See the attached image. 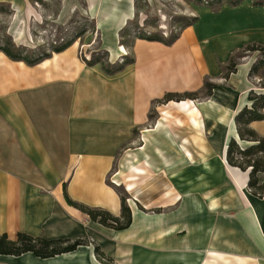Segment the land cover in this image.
Segmentation results:
<instances>
[{
	"label": "crops",
	"instance_id": "obj_1",
	"mask_svg": "<svg viewBox=\"0 0 264 264\" xmlns=\"http://www.w3.org/2000/svg\"><path fill=\"white\" fill-rule=\"evenodd\" d=\"M85 1L99 30L109 29L111 64L122 65L119 34L136 0ZM4 8L20 42L32 4L0 0V16ZM249 45L264 47V6L245 1L187 27L171 46L137 39L134 63L115 74L88 66L78 44L34 66L0 50V236L94 242L49 259L0 255V264H104L96 246L114 264H264V198L249 190V171L227 161L232 140L253 145L236 117L252 91L264 94L249 78L259 52L224 76ZM206 83L217 86L209 97ZM250 126L264 138V120ZM122 196L132 214L125 230L67 202L121 217Z\"/></svg>",
	"mask_w": 264,
	"mask_h": 264
},
{
	"label": "rangeland",
	"instance_id": "obj_2",
	"mask_svg": "<svg viewBox=\"0 0 264 264\" xmlns=\"http://www.w3.org/2000/svg\"><path fill=\"white\" fill-rule=\"evenodd\" d=\"M245 1L264 6V0H136V16L119 34L117 47L126 49L120 50L123 55L119 63L126 58L132 59V45L137 38L155 36L169 40L173 36H179L188 26L198 22L203 24L207 18L216 16L223 8L238 6ZM30 2L33 9L31 8L28 14L20 16L23 28L22 42H14L9 37L13 15L10 10L2 9L1 46L10 43L16 49L24 50L23 53L26 54L32 52L49 54L54 48L74 41V44H78L79 54L84 61L100 58L102 62L111 63L110 54L107 60L104 53L106 51L104 36L110 33L109 29L99 30V21L88 15L85 0H30ZM247 55L249 53H244L243 50L231 58L239 63ZM226 73L227 69L224 74ZM137 136L138 147L144 142V137L141 133ZM88 240L94 243L92 239Z\"/></svg>",
	"mask_w": 264,
	"mask_h": 264
},
{
	"label": "trees",
	"instance_id": "obj_3",
	"mask_svg": "<svg viewBox=\"0 0 264 264\" xmlns=\"http://www.w3.org/2000/svg\"><path fill=\"white\" fill-rule=\"evenodd\" d=\"M79 38H81V36ZM178 38L179 36H173L171 39L166 40L157 38L155 36H142L137 39L158 41L167 46H171L178 40ZM73 44L74 41L67 42L60 47L54 48L52 53L63 52ZM0 50L11 59L24 61L30 66L37 65L42 60L52 55V53L44 54L36 52L26 54L23 53L24 50L20 48L16 49V47L14 45H11L10 43L2 45L0 47ZM256 52H259L262 55V59L253 66L249 74V78L253 81H256V79L259 78V86L264 89V73H262V68H264V47L259 45H249L244 49V53L250 54ZM104 53L107 56L108 60L109 53L106 51H104ZM85 62L88 66H95L100 64L102 69L106 73L115 74L121 72L125 66L134 63V60L126 58L121 63L122 65H112L111 63L107 62L105 63L102 62L100 58H94L90 61ZM238 64L239 63H236V61L231 58L229 66L227 67L225 79H228L230 75L236 72ZM215 89H217L216 85L206 83L205 96H211ZM185 97L187 99H197L198 94H186ZM170 98H172V96H166L162 104L169 102L171 100ZM248 99L252 105L251 107L244 108L239 113V115L236 117V125L241 140L245 142H251L253 143V145L243 150L235 140H232L228 146L227 161L231 167L237 168L242 172L249 171V190L253 194L264 198V138L256 133L250 126L251 123L255 121L264 120V94H258L255 91H252L249 94ZM67 202L70 206L88 215L93 222H97L107 228H111L114 230H125L131 225L132 214L130 208L127 206L126 198L124 196H122L123 210L121 217H115L108 211L102 209L90 208L85 205L73 202L69 198H67ZM90 243L92 244V242H90L88 238L78 239L74 241L46 240L43 238H36L24 233H19L16 240H11L8 235L4 234L0 236V255L19 257L31 253L37 258L49 259L63 254L75 252L79 247L88 245ZM95 252L97 258L102 263L114 264L111 259H108L104 254L101 253L99 247L96 246Z\"/></svg>",
	"mask_w": 264,
	"mask_h": 264
},
{
	"label": "bare ground",
	"instance_id": "obj_4",
	"mask_svg": "<svg viewBox=\"0 0 264 264\" xmlns=\"http://www.w3.org/2000/svg\"><path fill=\"white\" fill-rule=\"evenodd\" d=\"M119 50H123V48L119 47ZM189 104V103H188ZM188 112V111H187ZM84 253V252H83Z\"/></svg>",
	"mask_w": 264,
	"mask_h": 264
},
{
	"label": "built area",
	"instance_id": "obj_5",
	"mask_svg": "<svg viewBox=\"0 0 264 264\" xmlns=\"http://www.w3.org/2000/svg\"><path fill=\"white\" fill-rule=\"evenodd\" d=\"M121 62H123V61H121Z\"/></svg>",
	"mask_w": 264,
	"mask_h": 264
}]
</instances>
